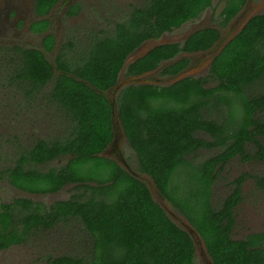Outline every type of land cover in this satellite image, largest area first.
Instances as JSON below:
<instances>
[{
  "label": "trees",
  "instance_id": "obj_1",
  "mask_svg": "<svg viewBox=\"0 0 264 264\" xmlns=\"http://www.w3.org/2000/svg\"><path fill=\"white\" fill-rule=\"evenodd\" d=\"M59 1L34 0L39 19L32 31H47L45 15ZM213 1L145 0L77 49L67 39L53 60L45 54L56 48L52 33L44 35L40 47L9 48L10 78L28 95L51 82L48 100L69 128L63 136L34 141L2 178L29 193H55L68 184L75 192L50 204L27 197L0 202V252L26 242L37 230L75 220L88 235L89 250L49 257V264H196L189 233L167 215L141 178L102 154L117 120L136 154L138 172L196 229L213 264H264V232L231 236L246 175L232 180L233 188L219 205L212 202L213 183L229 160L264 162V12L252 15L222 47L206 76L165 85L129 84L115 101L106 94L131 53L198 18ZM246 2L225 0L220 24L225 27ZM79 10L75 3L67 14ZM219 36L217 28L209 27L182 42L158 44L129 62L125 75L151 71L181 52L207 50ZM188 63V57L178 59L161 73L177 74ZM209 81L215 84L208 86ZM201 149L214 153L198 160ZM55 160L62 164L40 169ZM259 182L264 184V175Z\"/></svg>",
  "mask_w": 264,
  "mask_h": 264
},
{
  "label": "rangeland",
  "instance_id": "obj_2",
  "mask_svg": "<svg viewBox=\"0 0 264 264\" xmlns=\"http://www.w3.org/2000/svg\"><path fill=\"white\" fill-rule=\"evenodd\" d=\"M33 0H0V202H9L15 197H27L34 201L50 204L55 200L67 199L75 192L74 186L68 184L59 191L49 194H35L14 187L6 177L4 171L13 165L14 159L24 149L29 148L37 139H52L67 133L69 122L62 112L48 100L51 82L35 95H28L10 78V50L14 45L22 47H40L42 34L30 30L32 23L30 6ZM67 1V0H65ZM80 4L78 14L68 17L62 14L63 2L56 6L50 14L52 26L47 31L56 38V48L46 52L47 58L53 60L59 46L67 39L75 43V48L83 45L90 34L100 29L109 30L113 24L121 20L133 6H141L145 0H75ZM225 0H214L198 18L184 23L171 32H166L156 40L146 41V47L153 43L182 42L191 32L204 28H217L221 35V42L208 58L214 56L219 48L242 28L252 16L264 12V0H247L243 8L224 27L220 24V10ZM15 12V14H14ZM23 21V24L20 22ZM137 50L133 55H138ZM204 52L193 54L194 63L205 58ZM132 56V55H131ZM180 53L171 60L158 66L157 71L147 78L149 84H170L182 77L206 76L209 72L208 64L201 65L191 73L183 74L169 82H157L152 77H162V69L178 59L187 57ZM130 62V61H129ZM119 73L117 90H108L107 96L116 100L119 91L126 85L138 84V81L128 82L125 79V67ZM126 78H125V77ZM145 79V78H144ZM149 79H152L149 81ZM143 83V82H140ZM213 81L208 82L212 86ZM116 152V151H115ZM214 153V150L201 149L197 152V159H203ZM111 153L110 158L124 165L130 172L141 178L149 187L153 198L164 208L167 215L179 226L188 230V220L165 199L154 186L151 179L140 174L137 170L135 152L124 139L117 148V155ZM121 155V156H120ZM107 156V155H106ZM124 161V162H123ZM61 160H55L40 166L46 170L49 167L61 165ZM245 174L242 182V198L234 207L235 223L231 236L234 239L244 238L253 232H264V184L259 178L264 175V162L258 160L244 161L239 156L229 160L221 170L212 186V202L219 205L222 199L233 188L232 180ZM80 223L75 220L60 223L51 229H41L34 232L29 239L19 245H12L0 252V264H49L51 259L62 254H86L89 250V238ZM191 237L195 235L191 233ZM196 264H204L199 253H196Z\"/></svg>",
  "mask_w": 264,
  "mask_h": 264
},
{
  "label": "flooded vegetation",
  "instance_id": "obj_3",
  "mask_svg": "<svg viewBox=\"0 0 264 264\" xmlns=\"http://www.w3.org/2000/svg\"><path fill=\"white\" fill-rule=\"evenodd\" d=\"M63 2V10H62V14H64L65 16H68V17H71V16H74V15H69L67 14V10L69 9V7L75 3H77L75 0H60L59 2H57L51 9L50 11L47 13V15H45V17L49 20V26H48V29L47 31L51 28L52 26V19L50 17V14L52 13V11L56 8V6L60 5L61 3ZM15 14V12H14ZM78 14V13H77ZM30 16L32 17L31 20L32 22L39 19V16H37V14L35 13L34 11V0L32 1V4L30 6ZM117 22V21H116ZM21 24H23V21L20 22ZM32 24V23H31ZM31 24L29 25L30 26V30H31ZM32 31V30H31ZM45 31V32H34L32 31L33 33H37V34H42V40H43V37L45 34H47L48 32ZM50 33V32H49ZM42 40H41V43H42ZM150 41V40H149ZM152 41V40H151ZM154 41V40H153ZM221 42V35L219 36V39L215 42V44L210 47L209 49L207 50H204V51H195V52H191V53H185V52H181L182 54H187L188 58H189V63L177 74H163L162 77H152L155 81L157 82H169V81H172L173 79H176L177 77H179L180 75H183V74H187V73H191V72H194L198 67L199 65L202 66V68L205 67L206 64H209L211 63L213 57H211V60H209V56L214 53V51L217 50V46L219 45V43ZM144 44V43H143ZM142 44V45H143ZM142 45L139 47L142 48ZM199 52H204L205 54V58L203 60H201V62H198V63H194V60L192 59V55L193 54H196V53H199ZM180 54V53H179ZM178 54V55H179ZM177 55V56H178ZM165 62V61H163ZM163 62H161L160 64H162ZM160 66V65H159ZM158 67L151 70V71H148V72H145V73H142V74H139V75H125L127 77V79H125L126 81L128 82H135V81H138L139 83L140 82H143V83H147L148 80L147 78L151 76V73L154 72V71H157ZM163 70V69H162ZM125 74V72H124ZM124 76V77H125ZM125 77V78H126ZM145 78V79H144ZM152 79H149V81H151ZM138 83V84H139ZM118 80L116 82V84L113 86L112 90H117V87H118ZM114 125H115V132H114V137L112 139V141L109 143V145L106 147V149L103 151L104 155L107 157L110 156L111 153H114L113 155H117V148H119V144L125 139V137L123 136V133L122 131L117 127V120H115L114 122ZM116 151V152H115ZM121 156V155H120ZM110 158V157H109ZM124 162V161H123ZM2 251V250H1Z\"/></svg>",
  "mask_w": 264,
  "mask_h": 264
},
{
  "label": "water",
  "instance_id": "obj_4",
  "mask_svg": "<svg viewBox=\"0 0 264 264\" xmlns=\"http://www.w3.org/2000/svg\"><path fill=\"white\" fill-rule=\"evenodd\" d=\"M247 22V21H246ZM245 22V23H246ZM244 23V24H245ZM244 26V25H243ZM242 26V27H243ZM241 29V28H240ZM194 32V31H193ZM193 32H191V33H193ZM190 33V34H191ZM237 33V32H236ZM235 33V34H236ZM189 34V35H190ZM234 34V35H235ZM188 35V36H189ZM233 35V36H234ZM187 36V37H188ZM233 36H231L230 38H228L227 39V41L222 45V47L233 37ZM186 37V38H187ZM158 44H161V43H153L152 45H150V46H148V47H146V45L145 46H143L142 48H138L137 50H139L138 52H137V54L138 55H133L137 50H135L133 53H131L127 58H126V60H125V64L127 63V62H131V61H133V60H135L136 58H139V57H141V56H143L148 50H150L152 47H154V46H156V45H158ZM222 47L221 48H219V50H218V52L222 49ZM217 52V53H218ZM216 53V54H217ZM132 55V56H131ZM180 78V77H179ZM114 116H115V110L114 109H112V117H113V122H114ZM123 136H124V134H123ZM125 137V136H124ZM102 154H104V153H102ZM187 225H188V230H186L188 233H189V235L191 236V233L192 234H194L195 235V237L194 238H192V240H193V242H194V245H195V255H196V253L198 252L199 253V255H200V257L202 258V260H203V262H204V264H213L212 263V260H211V258H210V256H209V254H208V252H207V250H206V247H205V244H204V242H203V240H202V238H201V236H200V234L196 231V229L188 222L187 223Z\"/></svg>",
  "mask_w": 264,
  "mask_h": 264
}]
</instances>
